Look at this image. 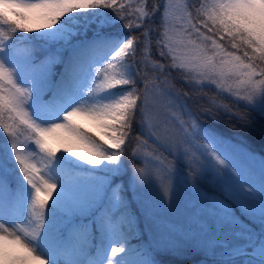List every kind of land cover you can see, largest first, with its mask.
<instances>
[{
  "label": "snow or ice",
  "instance_id": "6c2138e0",
  "mask_svg": "<svg viewBox=\"0 0 264 264\" xmlns=\"http://www.w3.org/2000/svg\"><path fill=\"white\" fill-rule=\"evenodd\" d=\"M134 29L139 36L128 34ZM154 31L169 68L264 119V0H157L151 9L146 0H0V264H264V156L191 113L166 148L189 173L181 219L168 217L170 204L137 197L153 173L134 166L127 187L116 179L134 122L155 136L151 110L165 98L174 104L163 64L138 71L136 87L133 60L141 45L147 59ZM155 159L165 164L167 200L179 170ZM141 218L147 240L133 247Z\"/></svg>",
  "mask_w": 264,
  "mask_h": 264
},
{
  "label": "trees",
  "instance_id": "16d2710c",
  "mask_svg": "<svg viewBox=\"0 0 264 264\" xmlns=\"http://www.w3.org/2000/svg\"><path fill=\"white\" fill-rule=\"evenodd\" d=\"M123 2V0H121ZM157 2V0H146L147 6L149 9L152 8V5ZM163 9L161 8V11ZM108 11L111 15V10ZM160 14L158 11L155 16V22L153 24L154 28H159L160 25ZM134 18V17H133ZM129 17V19L134 23V19ZM126 22V21H125ZM120 29L123 30V25L121 24ZM95 25H91L88 31V36L92 35V31L94 30ZM142 29H134L130 31L128 34L132 36H139ZM19 35L24 36H35V33L23 34ZM158 32L154 31L152 33L151 38V50L150 53L147 54V59H145V53L142 51L143 46L141 45L137 49L136 56L133 60L135 67L133 68V76L136 80L137 89L143 88V83L141 81V77L136 75L139 72H145L151 75L153 72L159 73L161 69L154 68L153 66L157 64L156 60L160 58V52L157 50L156 46V38ZM83 36L77 37L76 39H83ZM39 55V53H37ZM165 65V72H171V76L168 78L170 80L171 85L174 86L172 92L175 93L177 100L179 98L183 100L186 108H183L188 113H191L192 119H194L200 126L204 128H210L219 134L223 135L225 138L230 139L234 143H239L252 151L255 154H260L264 156V136H262V127H264V119H262L258 113L250 112L247 107H245V103L237 102L234 99L227 98L224 95H220L217 91L212 88H194L187 89V85L180 78V71L177 69L169 68V63L165 61L163 64ZM102 78V77H101ZM165 77L163 75L160 76L159 82L163 83ZM162 80V81H161ZM99 82V81H98ZM164 84V83H163ZM167 86V85H166ZM179 93V95H177ZM182 104V103H181ZM183 105V104H182ZM224 106H226L230 111H225ZM215 113L216 119H213L210 115L209 111ZM248 114L251 117V125H247L245 121L237 118L238 115ZM139 120V116L137 117ZM139 135L140 139L137 140V136ZM3 141V136H0V142ZM144 148L148 153H151L155 158L161 157L165 159V163L168 161H173V155L170 154L162 145L156 143L151 137L147 136L139 123H135L132 126V134L129 141L126 143L123 155L121 157L122 161V170L121 174L116 177L117 180L122 181L124 185L127 187V175L128 169L132 168L131 166H135L137 168L143 167L142 161L133 156V151L136 150L137 146ZM111 152L112 150L109 149ZM59 154V153H58ZM67 155V154H66ZM75 159V158H73ZM180 171L186 172L189 175L188 170H185L183 167V163L179 160L173 161ZM131 164V165H130ZM85 167H89L85 165ZM197 183L201 185L204 190H207L211 193H218V190L209 188L204 182L197 180ZM131 197V194L129 193ZM135 203H133V208ZM135 209V208H134ZM143 224L142 220H140V234L138 237H134L130 240V243L133 247L137 245H143L145 242L143 241ZM159 260H167L168 257H157ZM181 259L186 261H199L202 259L199 255L185 254L181 257Z\"/></svg>",
  "mask_w": 264,
  "mask_h": 264
},
{
  "label": "rangeland",
  "instance_id": "374dc122",
  "mask_svg": "<svg viewBox=\"0 0 264 264\" xmlns=\"http://www.w3.org/2000/svg\"><path fill=\"white\" fill-rule=\"evenodd\" d=\"M180 2H183V0H180ZM134 6H135V4H134ZM131 18L134 19L135 24L138 23L135 16H131ZM156 61L159 64H164L165 61H167L170 65L171 64V57L170 56L164 57V56L160 55L159 60H156ZM177 70H179V69H177ZM180 78L182 81H186V83L188 84V85L186 84L188 86L187 89H191L192 86L196 87V88H200V87L213 88L221 96L224 95L227 98H231V99L236 100L235 97L231 96L227 92H220V90H218L215 85H209V84H207V82H205L201 85H196L194 83H189L187 80H185L181 76H180ZM158 83H160L161 88L166 87V85H164L163 83H161L159 81H158ZM170 98L174 101V104L171 107L167 106V98H165L161 103H159L156 107H154L151 110L152 125H153V128L151 129V131L153 133H155V136L149 135V130L147 128H143L144 132L146 133L147 136L151 137L156 143L162 145L165 149L168 148V146L171 145L173 143V141L179 139V135L177 133V129L179 127L178 118L190 122V117L187 114L188 112L186 111L185 114H183L181 112V108L177 107V106H179V103L176 100V95L174 92H171ZM181 102L183 103L182 100H181ZM242 103H244V102H242ZM191 119H192V117H191ZM189 126H190V123H189ZM201 143H203V141H201ZM136 148H137L136 149L137 155H133V156L142 161L143 168L146 171L153 173V181H154L153 183H150V184H147L143 187L138 188L137 193H136L137 197L140 200L145 201L149 204H154V205H169L170 204L171 207H170V209H168V212L166 213L168 215V217L170 219H175V220L181 219L183 217V215L185 214V212L188 210L186 207V204H187V201L189 199V193L187 190V184H185V178L188 177L189 175L186 174V172L180 171L177 168L179 170V175L176 177L175 194H174V196L170 197L167 200L163 199L162 192L160 190V184L166 183L168 180V175L166 173L165 164H161L159 162V160L155 159V157L153 155H151V153H148L144 148H141L139 146V144ZM167 151L171 154V152L169 150H167ZM256 156H257V159H259L261 157L259 154H256ZM181 159L182 158H178L177 160H179L181 162ZM181 163H183V162H181ZM131 167H134V166H131ZM183 167L185 168V170H187L184 163H183ZM132 174H133V169L132 168L128 169V175H127L128 184H129V181H130ZM256 174L258 177V175H259V169L258 168L256 170ZM156 175L159 176V180H156ZM187 183L191 184L192 183L191 179H188ZM205 191H207V190H205ZM209 194L221 196L222 199L224 198L219 191L216 194L211 193V192H209ZM135 207H136V205L134 206V208ZM141 220H142V224H143L142 235H143L144 241L146 242L147 236L144 232L143 218H141ZM109 251H110V248H109Z\"/></svg>",
  "mask_w": 264,
  "mask_h": 264
}]
</instances>
